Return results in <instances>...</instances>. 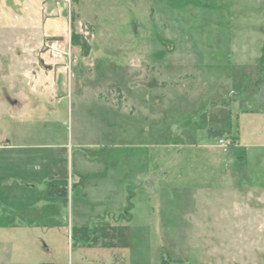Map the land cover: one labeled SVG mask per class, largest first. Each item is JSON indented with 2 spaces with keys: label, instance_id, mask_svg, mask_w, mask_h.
Masks as SVG:
<instances>
[{
  "label": "rangeland",
  "instance_id": "1",
  "mask_svg": "<svg viewBox=\"0 0 264 264\" xmlns=\"http://www.w3.org/2000/svg\"><path fill=\"white\" fill-rule=\"evenodd\" d=\"M263 89L264 0H0V264H264Z\"/></svg>",
  "mask_w": 264,
  "mask_h": 264
},
{
  "label": "built area",
  "instance_id": "2",
  "mask_svg": "<svg viewBox=\"0 0 264 264\" xmlns=\"http://www.w3.org/2000/svg\"><path fill=\"white\" fill-rule=\"evenodd\" d=\"M47 48H48V52H50L51 55L54 56L55 58L62 56L58 48L56 47L55 42L47 43ZM220 142L224 144V140H220Z\"/></svg>",
  "mask_w": 264,
  "mask_h": 264
},
{
  "label": "trees",
  "instance_id": "3",
  "mask_svg": "<svg viewBox=\"0 0 264 264\" xmlns=\"http://www.w3.org/2000/svg\"><path fill=\"white\" fill-rule=\"evenodd\" d=\"M74 36H75V35H74ZM74 36H73V39H74V38L77 39V36H75V37H74ZM75 41L77 42V40H75ZM85 47H86V46H85ZM85 49H86L85 51L87 52V49H88V48L86 47ZM59 194H60V193H59ZM63 196H64V195H63Z\"/></svg>",
  "mask_w": 264,
  "mask_h": 264
},
{
  "label": "crops",
  "instance_id": "4",
  "mask_svg": "<svg viewBox=\"0 0 264 264\" xmlns=\"http://www.w3.org/2000/svg\"><path fill=\"white\" fill-rule=\"evenodd\" d=\"M46 37H49V38H51V37H54V36H49V35H45Z\"/></svg>",
  "mask_w": 264,
  "mask_h": 264
},
{
  "label": "water",
  "instance_id": "5",
  "mask_svg": "<svg viewBox=\"0 0 264 264\" xmlns=\"http://www.w3.org/2000/svg\"><path fill=\"white\" fill-rule=\"evenodd\" d=\"M263 90H264V89H263ZM263 95H264V91H263V93H262V98L264 99V96H263Z\"/></svg>",
  "mask_w": 264,
  "mask_h": 264
}]
</instances>
